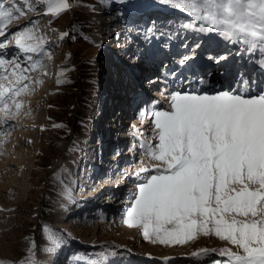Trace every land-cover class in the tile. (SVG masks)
I'll return each instance as SVG.
<instances>
[{
  "label": "rangeland",
  "instance_id": "1",
  "mask_svg": "<svg viewBox=\"0 0 264 264\" xmlns=\"http://www.w3.org/2000/svg\"><path fill=\"white\" fill-rule=\"evenodd\" d=\"M120 2L70 0L68 9L53 14L45 11L43 0H0L19 9L11 20L5 21V30H0V48H7L11 53L8 60L16 54L17 62L25 69L22 76L31 77L17 79L12 77V69L0 67L6 87L7 82L27 86L26 91L16 94V99L22 102L20 110L5 117L6 125L0 122L3 139L0 144V261L26 257L29 240L34 241L36 258L41 262L56 258L45 251L52 241L43 225L67 237L66 245L59 252L58 264H86L109 245L120 250V264H197L202 259L195 255L198 249L237 250L236 245L214 233H199L183 243L171 245L153 242L145 239L137 226L122 221L126 203L122 193L134 188L133 180L126 176L136 170L143 155L139 149L140 138L155 139L153 126L149 124L140 127V132L129 129L130 119L136 116L134 97L139 92L144 95L143 99L150 100L153 92L162 90L161 84L167 88L172 77L162 75L158 85L147 84V78L161 75V67L178 64L176 59L184 53L183 47L190 42L200 43L198 37L202 38V34L194 17L163 0H137L144 7L134 16L126 15L119 7ZM129 2L123 0V3ZM28 5L37 6L29 10ZM29 20L36 26L37 35L43 37L50 58L42 59V54L36 55L31 50L27 55L21 54L18 46L11 43L13 32ZM190 20L196 30L187 28L186 35L182 25ZM169 21H173L171 33ZM177 24L181 25L179 29ZM148 29L158 30L148 32ZM5 39L10 41L8 45H4ZM145 43L161 50L163 63L154 65L158 70L133 59L137 44ZM220 49L232 53L239 52L241 47L233 48L230 42L224 43L221 39ZM191 50L189 46L188 53ZM166 53H173L171 59ZM206 55L201 48L199 59ZM29 57L33 62L40 60L43 67L29 72ZM247 59L248 53L244 50V57L234 56L229 65L233 68L243 65L242 69L250 71L254 65L247 63ZM136 64L137 69L130 67ZM57 70L58 78L55 77ZM38 71H44L41 79H37ZM164 93V99L157 101L167 98L165 90ZM118 109L124 114H117ZM74 114L77 120L73 123ZM75 139L78 142L72 148ZM150 163L146 158L145 166ZM65 187L75 197L61 207L65 203L57 191ZM109 216L112 217L109 219ZM76 253L87 256L78 257ZM220 256L216 253L213 258Z\"/></svg>",
  "mask_w": 264,
  "mask_h": 264
},
{
  "label": "snow or ice",
  "instance_id": "2",
  "mask_svg": "<svg viewBox=\"0 0 264 264\" xmlns=\"http://www.w3.org/2000/svg\"><path fill=\"white\" fill-rule=\"evenodd\" d=\"M43 2L45 11L53 14L71 6L70 0ZM163 2L190 13L199 24L202 38L198 37V44L190 42L183 47L182 51L188 53L190 46V54L165 70V77L172 79L165 89L164 101L145 100L139 92L134 97L140 119L151 117L149 125L153 126L155 139L140 138L143 155L136 170L126 176L133 180L134 188L122 193L126 200L122 221L137 226L145 239L165 245L183 243L199 233H214L237 247L236 251L229 247L198 249L195 255L202 259L197 264H264V0ZM36 6L28 5V9L34 10ZM119 7L126 15L134 16L144 5L137 0L129 3L121 0ZM14 12L19 9L0 3V30H5V21L11 20ZM172 24L169 21V33ZM182 26L186 35L187 28L196 30L191 20ZM176 27L179 29L181 25ZM18 28L11 43L18 46L21 54L27 55L31 50L36 55L42 54V59L50 58L32 20ZM155 30L158 29L147 31ZM221 39L230 42L233 48L240 46L241 50L229 53L220 49ZM3 43L8 45L10 41L5 39ZM201 48L214 70L210 71L200 61ZM244 50L248 53L247 63L254 65L250 71L242 70L243 65L240 68L229 65L234 56L244 57ZM172 54L165 55L171 59ZM9 55L7 48H0V67L12 69L14 78L31 79L22 76L25 69L17 62L19 57L8 60ZM132 56L143 64L163 63L161 50L150 43L137 44ZM29 63V72L43 67L40 60L33 62L32 57ZM7 83L6 87V78L0 74V122L5 125V117L15 115L21 108L16 94L27 90L26 85ZM152 83L158 85L160 78ZM146 158L152 161L148 166ZM62 195L66 201L61 207L74 199L68 187ZM43 228L52 241L45 251L56 258L41 262L36 258L34 241L29 240L26 257L0 264H58L67 237L57 235L50 226ZM216 253L221 254L220 258H213ZM86 264H120V250L109 245Z\"/></svg>",
  "mask_w": 264,
  "mask_h": 264
},
{
  "label": "bare ground",
  "instance_id": "3",
  "mask_svg": "<svg viewBox=\"0 0 264 264\" xmlns=\"http://www.w3.org/2000/svg\"><path fill=\"white\" fill-rule=\"evenodd\" d=\"M188 15H191L190 13L188 14ZM190 53H182V55H179L178 57H180V58H182L183 56H186V55H189ZM14 56H16V54L15 55H12V58L14 57ZM80 58V60H84V58L83 57H79ZM179 58V59H180ZM204 58H206V57H203V59L201 58L200 59V61L202 62V63H204V64H206L207 62H206V59L204 60ZM134 59V58H133ZM179 59L177 58L176 59V61H178L179 62ZM132 62H134V61H132ZM46 63H48V62H46ZM156 63H151L150 65H152V69L154 70V69H157L158 70V67H156V66H154ZM75 66H79V64H77V63H75L74 64ZM144 66V65H143ZM210 66L212 67V65L210 64ZM231 66H233L232 64H231ZM139 66H138V64H136L135 65V69H137ZM213 68V67H212ZM211 68V69H212ZM57 69V68H56ZM41 70V69H40ZM165 70H166V67H162L161 68V73H165ZM149 71V70H148ZM44 74V71H38L37 72V79H41L42 78V75ZM59 75V72H58V70L56 71V74H55V77H57ZM160 78V81L162 80L161 79V77H163L162 75L160 76L159 74H156V75H153V76H151V77H149V78H147V84L148 83H152V81H154V80H156L157 78ZM170 77L171 76H167V78L168 79H170ZM58 78V77H57ZM77 78L79 79L80 78V75L78 74L77 75ZM164 82L166 81V79L165 80H163ZM52 86V85H51ZM77 86V85H76ZM165 85H163V84H161V86H160V88H162V90H158V92L157 91H155V92H153V98H151L150 99V101H157L158 100V98H160V99H164V97H165V95L164 94H166V93H164V90L166 89V87H164ZM40 87V86H39ZM41 88V87H40ZM139 91H141L140 89H139ZM142 93V92H141ZM143 95V94H142ZM142 95H141V97H142ZM113 96H118V95H116V94H114ZM144 96V95H143ZM154 96H155V98H154ZM128 99H129V97H128ZM127 99V100H128ZM124 101V100H123ZM123 101H121L120 102V106H121V108L124 106V102ZM34 102V101H33ZM82 102H84V100L82 101ZM127 102V101H126ZM35 105H36V103H35ZM53 105V104H52ZM142 107L144 106V105H141ZM149 107H151V103H149V105H148ZM53 107V106H52ZM54 108V107H53ZM41 109V108H40ZM123 109V108H122ZM51 110V109H50ZM42 112V111H41ZM117 114H119V115H123L124 114V112L123 111H119V109H118V113ZM100 117V116H99ZM139 118V116L136 114V116L135 117H133L132 119H130L131 120V124H130V126H129V129H134V130H137V128H140V127H146L148 124H149V120L151 119V118H146L144 121H142L141 119H138ZM76 120L77 119H75V122H76ZM99 120V119H98ZM71 121H72V118H71ZM100 121V120H99ZM145 121H146V124L144 125V123H145ZM76 142H78V140L77 139H75V140H73V143H72V148H74V143H76ZM119 160H121V158L119 159ZM125 169V168H124ZM62 193H63V191L62 190H59V191H57V195H60L61 196V198H62V200H63V202L65 203V201H66V198L62 195ZM73 195V197H75V195L74 194H72ZM66 204H70V201H68ZM106 205H108V204H106ZM112 216H109V219L111 218ZM103 223V222H102Z\"/></svg>",
  "mask_w": 264,
  "mask_h": 264
}]
</instances>
